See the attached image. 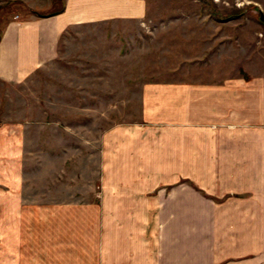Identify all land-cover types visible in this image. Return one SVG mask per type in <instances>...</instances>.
I'll return each instance as SVG.
<instances>
[{
	"label": "crops",
	"instance_id": "0c3cea01",
	"mask_svg": "<svg viewBox=\"0 0 264 264\" xmlns=\"http://www.w3.org/2000/svg\"><path fill=\"white\" fill-rule=\"evenodd\" d=\"M62 1L42 13L40 0H0L31 10L0 27V90L54 63L71 28L146 21L152 6ZM202 7L193 3V22L216 33L223 18H202ZM248 58L224 79L146 84L159 111L107 130L100 178L75 194L26 161L24 123L0 122V264H264V75Z\"/></svg>",
	"mask_w": 264,
	"mask_h": 264
},
{
	"label": "rangeland",
	"instance_id": "374dc122",
	"mask_svg": "<svg viewBox=\"0 0 264 264\" xmlns=\"http://www.w3.org/2000/svg\"><path fill=\"white\" fill-rule=\"evenodd\" d=\"M40 1L46 4L42 13L63 3ZM197 1L150 0L146 21L71 28L54 63L22 84L1 88L0 122H21L30 130L26 161L35 157L34 162L45 164L42 179L58 186L72 181V194L98 181L103 134L118 124L141 125L146 115H155L150 114L157 110L153 103L145 102L148 83L224 79L245 66L246 56L264 75V23L255 0H200L202 18H223L216 33L193 22ZM157 2L169 8L157 10ZM18 11L31 12L23 3H0V27ZM225 47L232 55L228 61L227 53H217ZM154 104L160 108L158 101ZM31 130L44 134L37 139L40 148Z\"/></svg>",
	"mask_w": 264,
	"mask_h": 264
},
{
	"label": "water",
	"instance_id": "95a60500",
	"mask_svg": "<svg viewBox=\"0 0 264 264\" xmlns=\"http://www.w3.org/2000/svg\"><path fill=\"white\" fill-rule=\"evenodd\" d=\"M260 21L264 23V12H260Z\"/></svg>",
	"mask_w": 264,
	"mask_h": 264
},
{
	"label": "trees",
	"instance_id": "16d2710c",
	"mask_svg": "<svg viewBox=\"0 0 264 264\" xmlns=\"http://www.w3.org/2000/svg\"><path fill=\"white\" fill-rule=\"evenodd\" d=\"M63 8H64V7H62V8L60 9V11H62V10H63ZM39 15H40V14H39ZM0 37H1V35H0Z\"/></svg>",
	"mask_w": 264,
	"mask_h": 264
}]
</instances>
